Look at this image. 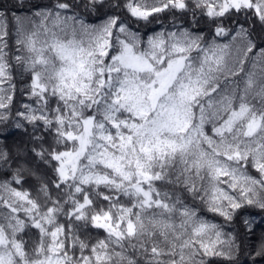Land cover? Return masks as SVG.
Returning <instances> with one entry per match:
<instances>
[{
  "label": "snow or ice",
  "instance_id": "6c2138e0",
  "mask_svg": "<svg viewBox=\"0 0 264 264\" xmlns=\"http://www.w3.org/2000/svg\"><path fill=\"white\" fill-rule=\"evenodd\" d=\"M257 25L264 0L0 3V264H234L224 225L264 212ZM13 130L51 171L35 195Z\"/></svg>",
  "mask_w": 264,
  "mask_h": 264
},
{
  "label": "trees",
  "instance_id": "16d2710c",
  "mask_svg": "<svg viewBox=\"0 0 264 264\" xmlns=\"http://www.w3.org/2000/svg\"><path fill=\"white\" fill-rule=\"evenodd\" d=\"M25 2L28 4L36 2L43 5L48 4L49 0H25ZM0 3L11 6L12 0H0ZM98 20L100 19H98L96 16L88 17V21L93 23ZM170 23L171 19L167 18L163 19L162 24L155 21L147 26H144L143 24L137 25L133 23L132 28L134 30L138 29L141 33L150 34L156 31H160L162 29V25L165 28L168 27ZM181 23L185 22L181 21ZM185 26H187L186 23ZM195 30H202L203 33L209 37V39L212 38L209 25L203 21L199 25V28ZM253 37L257 40V43H264V31L260 29L259 25L256 26V31L253 33ZM216 39H221V37H217ZM19 86L21 85H18V87ZM19 99H21V97L19 96V94H17V100ZM13 131L17 133L16 135H14L17 137L16 140L8 142V139L6 141V144L15 154L19 156L20 162L35 173L32 176H28L26 178L27 182L23 185L25 189L31 190L32 194L35 195L36 190L39 188L40 182L51 177V171L47 168V166L43 164H40L37 168L36 163H33L34 158L32 154L28 151V148H30L31 145L28 143L27 136L23 135L21 130ZM253 175H255V172H253ZM7 178L10 179V177ZM202 215H204L205 218L210 222L223 224L222 218L218 216H214L213 214L207 212H202ZM243 216L247 217L252 222L251 232L246 229L245 225L242 222V218H237L234 223L224 225L223 228L225 234L231 233V235L235 238V243L237 245L238 251L235 256L234 264H252L253 260L256 261V264H264V257H258L255 255V253L260 250L261 246L264 245V212L252 208L248 209L243 214ZM99 235L103 236V232H99ZM81 236L82 238L84 236H88L91 239L95 240L98 236V231L92 228H88L81 232ZM32 237L34 238V233H32ZM26 239H28V237H26ZM216 264H228V262L223 259H218L216 261Z\"/></svg>",
  "mask_w": 264,
  "mask_h": 264
},
{
  "label": "rangeland",
  "instance_id": "374dc122",
  "mask_svg": "<svg viewBox=\"0 0 264 264\" xmlns=\"http://www.w3.org/2000/svg\"><path fill=\"white\" fill-rule=\"evenodd\" d=\"M89 23H93V22H90V21H88ZM101 22V20H98V21H96L95 23H93V24H98V23H100ZM151 34V33H150ZM228 39H230V38H223V37H221V39H217L219 42H222V43H225V42H228ZM16 136H12V137H10L9 138V141L8 142H10V141H12V140H16ZM29 238H33L32 237V233H30L29 234V236H28V239Z\"/></svg>",
  "mask_w": 264,
  "mask_h": 264
}]
</instances>
